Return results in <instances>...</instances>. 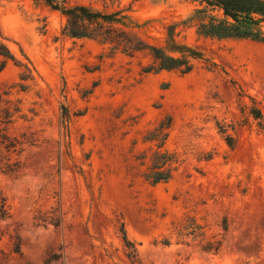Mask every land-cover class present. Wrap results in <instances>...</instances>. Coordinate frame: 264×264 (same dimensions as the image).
I'll return each instance as SVG.
<instances>
[{
    "label": "rangeland",
    "instance_id": "374dc122",
    "mask_svg": "<svg viewBox=\"0 0 264 264\" xmlns=\"http://www.w3.org/2000/svg\"><path fill=\"white\" fill-rule=\"evenodd\" d=\"M197 7L120 0L105 9H126L131 31L159 47L175 25V40L203 53L188 73H153L142 70L151 62L145 51L65 36V16L42 1L0 0V35L34 76L25 92L10 88L28 118L12 131L36 138L19 172L0 167L11 212L0 220V264H264V130L251 113L264 116V44L198 36L188 20ZM21 70L8 61L0 89ZM166 117L158 148L144 136ZM155 150L177 162L167 182L152 185L143 173ZM53 215L58 226L37 218ZM188 218L201 235L180 240ZM209 242L218 249H203Z\"/></svg>",
    "mask_w": 264,
    "mask_h": 264
},
{
    "label": "trees",
    "instance_id": "16d2710c",
    "mask_svg": "<svg viewBox=\"0 0 264 264\" xmlns=\"http://www.w3.org/2000/svg\"><path fill=\"white\" fill-rule=\"evenodd\" d=\"M54 10H59L66 18L62 33L70 38H87L96 40L109 46L110 51H120L126 55L145 51L150 56L151 62L144 66V72L157 73L159 71L176 70L188 73L192 70L194 62L203 57L197 48L175 40L174 28H168L166 45L163 47L149 44L139 35L131 31L134 24L126 9L118 8L106 11L108 6L119 4L120 0H99L102 9L78 0H39ZM198 7L188 20H196V34L202 37L215 39H247L264 44V0H194ZM215 12V13H214ZM214 13V14H213ZM6 39L0 35V71L8 61L22 68L18 74L19 81L0 89V167L8 174H16L21 169V153L26 146L34 145L36 138L33 132L12 131L13 125L19 120H28L23 109V100L20 96H13L10 88L16 86L21 92L28 88L26 81L33 79V68L27 62L17 59L11 51ZM32 111V109H29ZM258 125L264 130V116L259 109L251 111ZM170 117L158 123L154 129L144 136L146 141H159L160 148L167 137L166 129L170 126ZM228 139L230 137H227ZM149 164L143 173L145 180L154 185L167 182L176 169V157L166 150H155L149 156ZM11 216L10 207L5 194L0 189V220ZM42 222L60 224L59 216H38ZM187 224L180 226L176 232L177 238L184 240L188 237L201 235V226L195 219L188 218ZM122 239L127 248L126 256L135 261L137 249L135 242L128 239L121 225ZM163 244L168 245L169 239H164ZM203 249H218V245L207 243ZM14 252L20 251L19 243L13 247ZM52 254V258L58 257Z\"/></svg>",
    "mask_w": 264,
    "mask_h": 264
}]
</instances>
